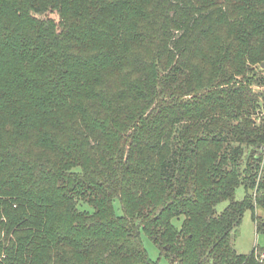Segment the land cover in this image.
<instances>
[{
    "label": "trees",
    "instance_id": "obj_1",
    "mask_svg": "<svg viewBox=\"0 0 264 264\" xmlns=\"http://www.w3.org/2000/svg\"><path fill=\"white\" fill-rule=\"evenodd\" d=\"M263 62L264 0H0V264H264Z\"/></svg>",
    "mask_w": 264,
    "mask_h": 264
},
{
    "label": "rangeland",
    "instance_id": "obj_2",
    "mask_svg": "<svg viewBox=\"0 0 264 264\" xmlns=\"http://www.w3.org/2000/svg\"><path fill=\"white\" fill-rule=\"evenodd\" d=\"M54 17V16H53ZM56 17V16H55ZM181 33L175 32V38H177ZM174 38V39H175ZM185 60L187 63H189L191 66H201L200 63H198V56L197 55H190V53L186 56ZM8 66V64H7ZM256 72H259V66H255ZM208 72V71H207ZM205 72V69H201L199 74V81L202 85L207 84L211 78L212 75ZM262 77L264 78V74H262ZM251 90L254 92V94L258 98L259 108L256 109L255 113L252 115V119L256 121V123H260L261 120L264 119V84L263 85H256L255 83H252L250 85ZM191 96L187 97L189 99ZM78 170V169H77ZM246 194L245 189L242 186H239L235 190V198L236 200H242ZM78 209L90 211V208L88 205L78 201L76 203ZM227 205V202H222L216 206L217 211H222ZM116 212L121 215L120 211V205L118 201L114 203ZM257 214L261 217H263L264 213L257 209ZM182 222V217L178 220H174L173 223L177 228L180 227ZM142 245L144 249L147 252V255L149 259L153 262H158L159 264H167V259L160 255V252L155 244L152 243L151 240L147 236H145L143 233L140 235ZM234 249L238 254H244L248 255L250 254L254 249L258 247L264 246V235L257 234L255 229V222L253 221V211L251 209H247L243 215L242 221L240 223V226L237 229V235L234 238L233 241ZM264 255L260 257V260L263 259Z\"/></svg>",
    "mask_w": 264,
    "mask_h": 264
},
{
    "label": "water",
    "instance_id": "obj_3",
    "mask_svg": "<svg viewBox=\"0 0 264 264\" xmlns=\"http://www.w3.org/2000/svg\"><path fill=\"white\" fill-rule=\"evenodd\" d=\"M260 68L264 70V62L260 64Z\"/></svg>",
    "mask_w": 264,
    "mask_h": 264
}]
</instances>
